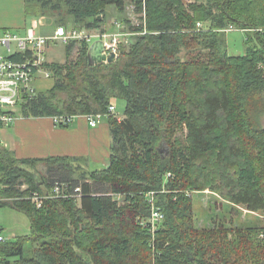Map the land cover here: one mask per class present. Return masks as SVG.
Listing matches in <instances>:
<instances>
[{
  "label": "trees",
  "instance_id": "1",
  "mask_svg": "<svg viewBox=\"0 0 264 264\" xmlns=\"http://www.w3.org/2000/svg\"><path fill=\"white\" fill-rule=\"evenodd\" d=\"M144 2L145 21L122 18L134 41L115 62L91 66L83 40L71 59L73 40L64 64L46 65L54 85L22 105L26 117L102 113L112 144L109 164L93 170L73 164L81 157L23 159L0 147L1 195L14 199L0 206L26 213L31 224L30 235L0 243V264H264V227L199 228L190 194L210 189L264 211V0H35L34 7L45 15L65 6L73 20L57 26L97 29L109 6L141 13ZM230 26L248 35L242 55L223 53ZM120 98L123 118L109 113ZM38 163L47 168L40 176ZM56 183L77 196L48 197L40 207L29 198ZM152 191L165 212L153 232Z\"/></svg>",
  "mask_w": 264,
  "mask_h": 264
},
{
  "label": "built area",
  "instance_id": "2",
  "mask_svg": "<svg viewBox=\"0 0 264 264\" xmlns=\"http://www.w3.org/2000/svg\"><path fill=\"white\" fill-rule=\"evenodd\" d=\"M127 9H131L128 12L129 14L137 13L135 6L132 4L128 5ZM145 13L146 4L144 2L143 11L138 13L139 17L142 16L144 21L146 19ZM132 16L131 18H134ZM43 19V17L39 19L41 25H44ZM115 24L118 28L113 32L95 31L96 29L86 28H66L60 25L51 34H40L35 32L38 24L33 23L24 34L13 30H5L0 35V144L2 143V128L12 125L20 117H25L21 109L22 105L27 100L38 95L40 90L37 88L36 83L42 77H54L53 71H50L49 67L46 66L48 64L46 57L48 46L59 41L68 44L73 40H83L91 44L96 39H102L105 44L104 54L109 55L114 52L119 57L121 46L123 45V37L130 33L126 32V26L122 22L116 21ZM198 25L201 26L202 23L199 22ZM109 113L116 114V106L114 104L110 105ZM77 117L79 115H57L53 119L57 125L58 123L69 125ZM85 117L92 127H96L102 121L104 114L93 113L87 114ZM65 186V184L56 183L50 192L41 195L38 191H34L29 198L40 207L44 199L48 197L66 198L77 196L67 193ZM2 187L3 185L0 184V201L12 200L13 198L1 195ZM21 188L25 189L27 185L24 184ZM79 190L80 188L76 189V191ZM155 194L156 192L153 191L148 194L149 203L152 206L151 215L147 222L151 225L152 232L165 219V212L156 204ZM7 238L0 233V243L6 242Z\"/></svg>",
  "mask_w": 264,
  "mask_h": 264
},
{
  "label": "crops",
  "instance_id": "3",
  "mask_svg": "<svg viewBox=\"0 0 264 264\" xmlns=\"http://www.w3.org/2000/svg\"><path fill=\"white\" fill-rule=\"evenodd\" d=\"M32 13L27 9V0H0V35L5 30L26 33L33 23H39V19L32 18ZM39 16L46 17L42 14ZM41 28L46 27L42 25L39 29ZM109 129V124L104 121L92 127L84 116L75 118L67 127L57 126L53 116H25L18 118L12 125L2 128L0 147L11 150L17 157L23 159L50 156L80 157L90 154L91 160L98 161L100 154L103 157V152L108 147ZM108 164L109 160L105 161L104 167ZM13 200L9 199L4 203H10ZM4 206L10 209H0V233L8 239L30 235L31 224H29L28 215L9 205ZM4 206L1 205L0 208ZM3 211L11 212L5 214ZM16 218L20 225L11 224L12 219Z\"/></svg>",
  "mask_w": 264,
  "mask_h": 264
},
{
  "label": "rangeland",
  "instance_id": "4",
  "mask_svg": "<svg viewBox=\"0 0 264 264\" xmlns=\"http://www.w3.org/2000/svg\"><path fill=\"white\" fill-rule=\"evenodd\" d=\"M35 0H31L29 3V10L32 13V18L40 19V16L35 13V7H34ZM28 9V6H27ZM132 9V7H131ZM131 9H127L126 13H119V11L114 6H109L106 13V20L104 23V26H102V29H106V31L113 32L117 30L116 24H114L115 21H120L125 25L127 28V23L122 20L124 17H129L133 24L139 23V14L138 13H132L129 14ZM46 12L44 21V26L46 28H40L42 26L40 23H38L36 27L37 33L40 34H51L54 32L56 28V23L61 21L62 17L66 18L67 20H73V17L68 15L65 11V6L61 10H52L51 8L47 7L45 8ZM131 15L134 16V18H131ZM31 16V15H30ZM132 16V17H133ZM57 21V22H56ZM209 24H207V28ZM69 27H74V24L71 22L68 23ZM85 29V28H82ZM95 31H99V29H96ZM102 31V30H101ZM247 33L245 30L237 28L236 26H230L229 28L225 29V35L224 38L226 39V44L224 45V52H226L229 55H242L245 53L247 48ZM134 41V36L127 34L123 37V46L128 49L130 44ZM80 41L76 44L73 52H72V58H76L79 54V48H80ZM67 44L64 42H55L52 43L47 48V63H60L64 64L67 61V50H66ZM203 47V46H201ZM226 50V51H225ZM202 53L207 52L204 48L202 50ZM209 51V50H208ZM69 61V60H68ZM50 69V68H49ZM52 70V69H51ZM50 70V71H51ZM53 71V70H52ZM54 73V72H53ZM56 78V77H55ZM54 77H48V78H41L37 83L36 86L40 91H46L54 84ZM116 115L120 118L124 117L125 114V101L120 99H116ZM102 121L108 123L107 117L103 118ZM59 126V125H57ZM110 128V127H109ZM110 130V129H109ZM109 143L108 147L106 148V151L103 152V157H101L100 154V160L93 161L91 160V156L88 155H81L82 158L81 161L74 160L72 161L74 165L81 164L85 169L87 170H93L98 168L104 167V162L108 161L110 158V150H111V144H112V136L111 132L109 135ZM168 147L164 145L162 147V150L164 152H167ZM46 165L45 163H38V165L35 168L36 173L40 176L42 174L46 173ZM78 172L75 176L79 177ZM52 189V188H51ZM50 189V190H51ZM45 189L44 192H39L42 194L48 193V191ZM193 194L194 199V216H195V224L199 228H211L216 225H219L221 223L226 224L228 227H264V211L262 212H252L246 209L244 206L235 205L232 204L226 200H224L219 194H217L214 191H211L210 189H206L203 191H193L190 193ZM118 201L123 204L124 198L117 196ZM0 209H10L8 206L1 207ZM5 214L10 213L11 211H3ZM9 220H11L10 217H8ZM11 224H19L17 218L12 219ZM30 245H28L29 247Z\"/></svg>",
  "mask_w": 264,
  "mask_h": 264
},
{
  "label": "water",
  "instance_id": "5",
  "mask_svg": "<svg viewBox=\"0 0 264 264\" xmlns=\"http://www.w3.org/2000/svg\"><path fill=\"white\" fill-rule=\"evenodd\" d=\"M105 50V44L102 39H96L94 40L88 49V62L89 64L96 65V64H101V63H113L117 60L116 54L110 53L109 55L104 54Z\"/></svg>",
  "mask_w": 264,
  "mask_h": 264
}]
</instances>
